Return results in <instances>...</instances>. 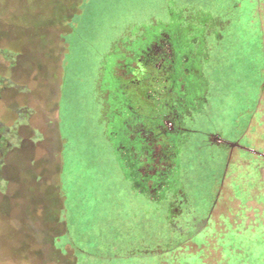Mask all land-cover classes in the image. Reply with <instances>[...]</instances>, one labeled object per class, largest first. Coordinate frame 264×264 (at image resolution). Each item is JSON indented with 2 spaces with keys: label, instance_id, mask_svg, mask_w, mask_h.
Returning <instances> with one entry per match:
<instances>
[{
  "label": "rangeland",
  "instance_id": "374dc122",
  "mask_svg": "<svg viewBox=\"0 0 264 264\" xmlns=\"http://www.w3.org/2000/svg\"><path fill=\"white\" fill-rule=\"evenodd\" d=\"M193 1L0 0V264H264V0H235L209 70L210 122L239 147L193 138L177 213L132 191L99 123L111 43Z\"/></svg>",
  "mask_w": 264,
  "mask_h": 264
},
{
  "label": "flooded vegetation",
  "instance_id": "af4514ba",
  "mask_svg": "<svg viewBox=\"0 0 264 264\" xmlns=\"http://www.w3.org/2000/svg\"><path fill=\"white\" fill-rule=\"evenodd\" d=\"M165 14L131 26L132 34L126 29L111 43L95 93L122 179L144 200L177 213L186 201L193 138L202 136L206 148L228 153L236 147L213 127L209 113V70L225 24L198 7L167 8ZM199 119L211 126L198 129Z\"/></svg>",
  "mask_w": 264,
  "mask_h": 264
},
{
  "label": "trees",
  "instance_id": "16d2710c",
  "mask_svg": "<svg viewBox=\"0 0 264 264\" xmlns=\"http://www.w3.org/2000/svg\"><path fill=\"white\" fill-rule=\"evenodd\" d=\"M189 7H198V8H201V9L207 11V12H210L214 16L218 17L220 19L221 23L226 24L224 32L232 33L233 32V30H232L233 29L232 28L233 27L232 17H233L235 12H239L238 10H239L240 4L238 2H236L235 0H194L192 6H189ZM222 38L224 39V34H222ZM223 42H224V40H222L220 47L213 54V59H214L213 61L214 62H213L212 71L215 69L216 66L221 67L220 64H221V62L224 63L225 59L228 60L227 57L224 60L222 59V58H224V52L227 51V47H228L227 43L225 46V44L223 45ZM220 54H223V56L221 57ZM50 224H51V228H52V226L54 225L53 222H50ZM171 231L173 234L180 235V230L175 228V227L172 228ZM42 234L46 238H49L52 235L51 231L46 232V233H44V231H43ZM49 241H50L49 239H46L45 243H48Z\"/></svg>",
  "mask_w": 264,
  "mask_h": 264
},
{
  "label": "water",
  "instance_id": "95a60500",
  "mask_svg": "<svg viewBox=\"0 0 264 264\" xmlns=\"http://www.w3.org/2000/svg\"><path fill=\"white\" fill-rule=\"evenodd\" d=\"M229 145L232 146V147H239V144L238 143H229Z\"/></svg>",
  "mask_w": 264,
  "mask_h": 264
}]
</instances>
